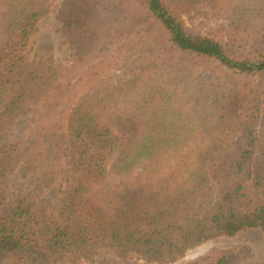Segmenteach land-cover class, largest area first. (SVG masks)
<instances>
[{
  "label": "trees",
  "instance_id": "trees-1",
  "mask_svg": "<svg viewBox=\"0 0 264 264\" xmlns=\"http://www.w3.org/2000/svg\"><path fill=\"white\" fill-rule=\"evenodd\" d=\"M199 2L227 19L229 40L186 25ZM54 11L67 65L32 58ZM137 54V74L116 83ZM22 118L26 142L4 140ZM32 179L39 196L65 183L57 212L9 201ZM258 229L264 0H0V264H90L105 249L115 260L99 264H172ZM248 255L212 249L185 264Z\"/></svg>",
  "mask_w": 264,
  "mask_h": 264
},
{
  "label": "rangeland",
  "instance_id": "rangeland-1",
  "mask_svg": "<svg viewBox=\"0 0 264 264\" xmlns=\"http://www.w3.org/2000/svg\"><path fill=\"white\" fill-rule=\"evenodd\" d=\"M63 0H58V5ZM186 25L193 31L201 32L206 36L215 38L221 42L229 40L232 31L226 18L218 16L212 9L205 6L203 2L196 4L189 13L184 15ZM60 21L54 11L43 18L38 24V32L31 39L32 58H52L57 65H67L70 62L72 50L67 45L59 32ZM141 55H135L123 61L118 69L113 72V80L121 83L134 77L139 71ZM29 133V118H22L7 129L3 134L4 140H23L26 142ZM37 180L20 181L16 184L9 201L13 202L21 198L35 197L47 208L55 213L62 204L61 186L58 185L50 192L39 196ZM199 247H206L207 251L212 249H246L248 257L240 264H264V230H247L239 233L233 238L220 237L202 244L191 250L184 258L172 264H185L190 261V255ZM206 251V252H207ZM251 251V253H250ZM115 260L114 253L110 250L101 251L90 264H99L104 261Z\"/></svg>",
  "mask_w": 264,
  "mask_h": 264
},
{
  "label": "water",
  "instance_id": "water-1",
  "mask_svg": "<svg viewBox=\"0 0 264 264\" xmlns=\"http://www.w3.org/2000/svg\"><path fill=\"white\" fill-rule=\"evenodd\" d=\"M207 251L206 247H199L196 251H194L191 255H190V259H196L197 257H199L200 255H202L203 253H205Z\"/></svg>",
  "mask_w": 264,
  "mask_h": 264
}]
</instances>
